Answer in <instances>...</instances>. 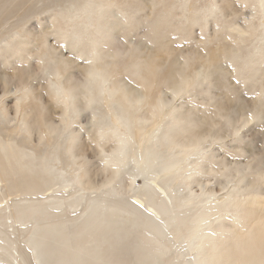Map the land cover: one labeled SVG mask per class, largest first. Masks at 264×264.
<instances>
[{"label": "bare ground", "instance_id": "1", "mask_svg": "<svg viewBox=\"0 0 264 264\" xmlns=\"http://www.w3.org/2000/svg\"><path fill=\"white\" fill-rule=\"evenodd\" d=\"M33 1L0 0V30L7 29L0 31V55L13 50L19 61H27L20 51L21 46L25 52L26 47L32 45L29 38L32 33L27 28L28 15L23 13L28 9L27 4L33 12L36 10L32 7ZM35 1L43 7L49 6L50 2L55 3V0ZM66 3L68 0H62L56 7H63ZM259 3L260 0H113V5L103 13L95 46H88L90 55L86 57L88 53H83V48L77 55L84 54L85 58L76 55V59L87 58L93 62L91 65L85 63V79L72 81L71 77L61 75L62 79L55 82V67L51 69L52 78L46 86L50 101L55 103V110H59L56 119L55 112H47L40 104L36 86L30 82L36 76V70L18 68L21 76L14 85L17 88L15 94H22L14 95L12 107L15 117L8 118L7 107L4 108L0 98V125L3 123L0 127V198L3 196L0 199V264H196L198 258L208 257H213L218 264H261L264 261V193L258 194L253 190V180L245 182V174H250L256 177L255 182L264 186V155L257 154L262 148L249 154L244 163L234 161L233 166L229 160L220 161L213 149L210 150L214 142L222 139L221 133L235 137L238 143L245 129H251L247 132L252 144L259 142L264 145V18L257 15L253 19V9ZM158 6L160 8L157 9ZM48 8H54V5ZM43 9L40 13L50 10ZM38 10L34 12L36 16ZM22 16L26 17L18 25ZM12 17L15 18L14 23H8ZM53 17L55 28L48 30V34L44 31L42 36L54 35L59 44L72 49L77 46L79 50L81 45H71L59 39L62 28L57 24L60 20L55 13ZM144 20L147 28L155 33L152 38L164 41L165 47L168 42H165L164 34H178L182 40L190 38L189 33L194 27H198L202 37L206 28H211L214 34L221 32V44L201 51L194 47L187 50L183 60L175 58L177 60L171 62V72L166 79L171 99L169 96L166 98L167 95L162 96L164 91L158 90L152 101L150 91L158 81V71L162 66L156 64L159 54L150 53V50L138 51L135 44L119 48L123 56L134 52L135 57L142 58L136 63L130 62L126 72L127 78L135 84L139 78L142 81L138 82L141 92L137 90L136 93L128 84L113 81L107 69L110 68L107 61L113 62L114 55L116 59L122 55L116 51L118 54L112 52L100 56L96 52L101 45L108 43L111 24L116 23L115 28L131 34ZM207 37L213 38L211 34ZM42 44L46 46L45 42ZM233 50L242 52L246 67L232 60L230 53ZM29 57L36 59L38 65H42L44 60L42 51ZM220 58L228 61L233 75L217 66ZM164 59L166 64L168 61ZM189 61L197 65L190 69V74L186 72ZM62 67L60 65V70ZM212 70L236 77L237 84L246 85L251 98H242L243 101L241 96L237 99L228 93H220L210 107L213 111L208 114V128L199 129V123L190 114L176 115L179 105L173 101L187 94L189 87L209 84ZM90 71L97 72L100 78L89 80ZM7 77L1 81L4 86L14 82L16 75L10 79ZM54 83L68 94L76 88L72 93L74 107L78 103L82 105L80 111H91L90 123L93 124L89 125L94 133L89 135V139L91 148L97 147V150H91L98 161L97 180L87 178V168H93V163H87L86 149L91 148L79 139L80 136H74L73 131L71 134L65 132L75 119L70 123L61 119L65 112L58 106L57 93L56 100L53 99ZM122 89L127 92V97L122 94ZM235 101L243 103L240 114L234 113L232 103ZM221 119L227 129L223 131V126L222 131H214V127L222 125ZM261 121L263 123L257 129L250 126ZM203 125L201 123L200 127ZM100 127L106 128L103 136ZM237 131L238 136L234 135ZM22 135L24 140L19 141L17 138ZM41 136H44L43 140ZM76 141L82 143L80 147ZM238 148H233V156L237 155ZM257 160L261 163L260 169L252 166ZM56 166L55 173L49 175V169ZM146 170L152 172L146 178L150 184L144 181L139 187L135 186L137 172ZM240 172L242 177L233 184V178ZM201 176L208 179L197 182L199 191H193L192 184ZM121 177L127 181L121 189L125 190L122 196L118 195L115 187ZM56 179H60V183L50 182ZM238 184H243L244 193ZM54 187H58L57 190ZM70 188L77 190L79 197L69 202L61 194L43 195L44 191L62 192ZM91 193L98 194L96 199L88 197V194L92 197ZM130 193L131 197L128 196ZM241 195L242 200L239 198ZM81 205L79 214L69 213ZM64 209L70 210L65 213ZM139 228L141 233L133 235V231ZM126 239L130 240L126 243L131 245L123 244ZM195 244H199V252L191 250Z\"/></svg>", "mask_w": 264, "mask_h": 264}, {"label": "rangeland", "instance_id": "2", "mask_svg": "<svg viewBox=\"0 0 264 264\" xmlns=\"http://www.w3.org/2000/svg\"><path fill=\"white\" fill-rule=\"evenodd\" d=\"M62 0H57V3H56V0H55V3H51L50 2V4H49V6L50 5H54V7H56V4H59L60 2H61ZM221 0H219V2H220ZM59 2V3H58ZM49 6H47V7H43V6H41V4H38V2L37 1H33V4H32V7H35L36 8V10L39 8V10H38V12H37V14H38V16H36L35 14H34V12L36 11H32V9H31V7H30V5L29 4H27V7H28V9L23 13V15H28V17H27V20L26 21H28V24H27V28H28V30L32 33V35H31V37H29L30 39H31V42H32V45H34V46H32V45H30V46H28V47H26V49H25V52H22L23 50H24V47L23 46H21V51H20V54H21V56H25V58H27L26 60V62L24 63V62H21V61H19L18 59H17V55H14V52H13V50H7V52H5V54L4 55H0V98H1V100L3 101V105H4V108L5 107H7L6 109H7V114H8V118H13V117H15V110H14V108L12 107L13 106V103H14V101H15V97H14V95H21L22 94V92H17V94H15L16 92H15V90H17V88H16V86H14L15 84H17L18 83V81H19V78H20V76H21V74H20V71H18V68H22V67H25L24 68V71L26 70V71H29V70H36V72H37V74L35 73V77H34V79H32V80H30V82H31V84L33 85V86H36V93H38L39 94V96H38V98L40 99L39 100V102H40V104L41 105H43L44 107H45V110H47V112H50L51 111V113H54V118L56 119V117H57V115H58V112H59V110L58 109H56L55 110V108H56V105H55V103L53 102V101H50L51 99L49 98V94H48V80H49V78L51 77L52 78V75L50 74V72H51V69L53 68V67H56V65H61V67H62V65H63V67L61 68V70H60V75H62V77H71L73 80L72 81H79V80H84L85 79V75H87V71H85L84 69H85V66H86V62H83L84 60L85 61H87L86 59H80V58H77L76 59V57L77 56H80L81 57V55H82V58H85V55L84 54H81V55H77V53L78 54H80V53H82V51H83V49H84V51H83V53L84 52H86L85 54H87L86 55V57L87 56H89L90 55V51H88V46L86 47L85 45H81L82 47H79L80 49L78 50V47L76 46V47H73V49L71 48V46L69 47V46H62V44H59L60 42H58V40H57V38H56V36H52V35H47L49 32H48V30L50 31V29H53V28H55V27H53V26H55V25H52V22H54L53 21V14H54V12H52V11H50V10H47V11H45V12H42V13H40L41 11H43L44 9L43 8H45V9H50V8H48ZM157 9L158 8H160V6H158V7H156ZM155 8V9H156ZM156 9V10H157ZM156 10H155V12H156ZM245 12H247V11H245ZM31 15H35V17L34 18H30L29 19V16H31ZM23 17H24V19H25V17L26 16H22L21 18H20V20H19V23H18V25H20L21 24V19H23ZM14 21H15V18H10L9 19V21H8V23H14ZM144 23V24H143ZM143 23L139 26V29H136V30H133L132 31V33L131 34H128L124 29H119V28H115V24L116 23H114V24H111V26H110V32L108 33L109 35H111L110 36V39L108 40V41H106V42H108V43H104L103 45H101L98 49H97V53H99L100 54V56L101 55H105L104 53H112L113 52V54H118V55H122L123 56V54H120V52H121V50L119 49L120 47H123V45H133V44H135V45H138V51H141V50H150V53H157L156 55L158 56V54L161 56H158V58H157V63L156 64H158V65H164V68L161 66L160 67V71H158V74H159V76H158V81L156 82V85H152L153 86V89H151L152 91H150V93H151V97H152V101L155 99L154 97H155V95H156V93L155 92H158V90L159 91H164L163 92V94H162V96L164 95V97H165V95H167L166 96V98H168V96H169V98L168 99H171V95H170V92H169V90L167 89V86H166V84H168L169 83V81H167L166 79H167V74L169 75V73L171 72V70H170V67H171V62H175L174 60H177V59H179V61H181V60H183V57H185V55H186V53H187V50H191L192 48H196L198 51H201V50H207V49H209V48H212V47H214L215 45H217V44H221L222 43V41L220 40V38H221V32L219 33V32H217V33H215V34H217V37L215 36V34L213 33V30L211 29V28H206V29H204L205 31H204V35H203V37H202V35H201V33L199 32V29H198V27H194L193 29H192V31L188 34L189 36H190V38L189 37H187V38H185V39H182L181 40V38H180V36L178 35V34H174V33H168V34H164V36H166V38L168 39H166L165 40V42H168V43H166V47H165V45H163V42L164 41H162V40H158V41H155V38H152V37H154V34L155 33H153V30H151V29H149V28H147L148 26L146 25V23H145V20L143 21ZM16 24H17V20H16ZM54 24V23H53ZM59 24H60V27L62 28V24L58 21V26H59ZM108 24V23H107ZM106 24V29H107V25ZM52 25V26H51ZM52 28H51V27ZM212 27V26H211ZM5 29V30H4ZM3 30L1 29L0 31L1 32H5L7 29L6 28H4ZM210 29V30H209ZM44 31H46L47 32V34H46V36L44 37V35L42 36V34L44 33ZM167 31V30H166ZM36 34H38V35H36ZM210 34L213 36V38H208L207 36H209L210 37ZM1 35V34H0ZM41 35V36H40ZM221 35V36H220ZM175 36V37H174ZM220 36V37H219ZM38 37V38H37ZM41 37V38H40ZM174 37V38H173ZM205 37V38H204ZM216 37V38H215ZM35 38V39H34ZM47 38V39H46ZM56 38V39H55ZM202 38H203V40H202ZM40 39V40H39ZM42 39H43V41H42ZM177 39V40H176ZM34 40H36V41H34ZM37 40L39 41V43L37 42ZM154 42H153V41ZM218 40H220V41H218ZM160 41V42H159ZM198 41H200L199 43H200V45H199V43H198ZM45 42V45L49 48V49H51V48H55V53H56V56H55V65H53V66H51L50 67V69H49V71L47 72L48 73V75H46V73H42V72H40V67H39V70H37V67L38 66H41V65H38V62H37V60L36 59H34V58H32V57H29V55L30 54H32V55H39L40 54V51L43 49V48H45L46 46H44L42 43H44ZM150 42V43H149ZM152 42V43H151ZM197 42V43H196ZM34 43V44H33ZM38 43V44H37ZM131 43V44H130ZM226 43V42H225ZM49 44V45H48ZM198 44V45H197ZM202 44V45H201ZM104 45H105V47H106V49H104L105 47H104ZM35 46H37V47H35ZM107 46H109V47H107ZM115 47H116V49H115ZM118 47V48H117ZM148 47V48H147ZM206 47V48H205ZM75 48V49H74ZM83 48V49H82ZM109 48H110V50H109ZM143 48H145V49H143ZM194 48V49H195ZM76 49H77V51H76ZM100 49V50H99ZM104 51H103V50ZM58 50V51H57ZM103 51V53H101V52H99V51ZM166 50V51H165ZM169 50V51H168ZM170 50H171V52H170ZM177 50V51H176ZM72 51H74V53L72 52ZM118 53H117V52ZM153 51V52H152ZM154 51H156V52H154ZM175 51V52H174ZM179 51V52H178ZM9 52V53H8ZM163 52V53H162ZM167 52H168V54H167ZM184 52V53H183ZM8 53V54H7ZM57 53H59V54H61V55H59V54H57ZM134 52H131V53H128V55L127 56H125V54H124V56L122 57V56H118V59H116V57H115V55H114V57L112 58V61L113 62H111V61H107V62H110V68L108 67L107 69L108 70H110V72H111V74H112V78L114 79L113 81H116V82H121L122 84H124V85H127L128 87H131V89L132 90H135V92L137 93L138 91L139 92H141V86H139L138 88H136L137 87V85H139V83L140 82H142L141 81V79L139 78V79H137V81L135 80V82H136V84L134 83V82H132V81H130L127 77V74H126V72L129 70V67H128V65H131L130 64V62L132 63V62H137V61H141V59L142 58H140V57H135L134 56V54H133ZM242 53V52H241ZM7 54V55H6ZM10 54V55H9ZM132 54V55H131ZM175 54V55H174ZM185 54V55H184ZM68 55H69V57H68ZM77 55V56H76ZM165 55V56H164ZM169 55V56H168ZM183 55V56H182ZM60 56V57H59ZM98 56V55H97ZM172 56V57H171ZM58 57H59V59H58ZM68 57V58H67ZM170 59H169V58ZM31 58L33 59V60H31ZM57 58V59H56ZM127 58V59H126ZM163 58H165L164 60H166L167 59V63L165 64L164 62H163ZM175 58H177V59H175ZM68 59V61H66ZM89 59H90V57H89ZM116 59V60H115ZM123 59H124V62H123ZM169 59V60H168ZM224 59V60H223ZM57 60V61H56ZM107 60H110V59H107ZM120 60V61H119ZM126 60V61H125ZM19 61V62H18ZM33 61H34V63H33ZM72 61H73V63H72ZM76 61V62H75ZM103 61V60H102ZM226 61L227 60H225V58H220V60H219V62H218V64H217V66L221 69V70H229L228 72L230 73V75H233V70H231L232 69V67H231V65L228 63V61H227V63H226ZM28 62V63H27ZM36 62V63H35ZM61 62V63H60ZM68 62V63H67ZM116 62H118V63H116ZM126 62L128 63V64H126ZM191 61H189L188 63H186V65H187V73L188 74H190V69H192V68H195V66H197L196 64H192V63H190ZM20 63V64H19ZM24 63V64H23ZM29 63H30V65H29ZM57 63V64H56ZM60 63V64H59ZM71 63V64H70ZM82 63V64H81ZM123 63V64H122ZM170 63V64H169ZM17 64V65H16ZM23 64V65H22ZM65 64V65H64ZM100 64H103V63H100ZM15 65V66H14ZM32 65V66H31ZM71 65V66H70ZM124 65V66H123ZM134 65V64H133ZM13 66V67H12ZM70 66V67H69ZM119 66V67H118ZM31 67V68H30ZM66 67H68V69L66 68ZM82 67H84V68H82ZM127 67V68H126ZM191 67V68H190ZM70 68V69H69ZM114 68V69H113ZM162 68V69H161ZM172 68V67H171ZM65 70V71H64ZM67 70V71H66ZM69 70V71H68ZM115 70H116V72H115ZM119 70V71H118ZM121 70V71H120ZM163 70L165 71V72H163ZM114 71V72H113ZM125 71V72H124ZM232 71V72H231ZM64 72H66V74L68 75H66ZM118 72V73H117ZM167 72V73H166ZM212 74H211V76H210V83L209 84H207V85H202V86H200V87H198V88H191V87H189L188 88V90H187V94H182L180 97H178V99L177 98H175L174 99V103L178 106V110H177V112H176V115H188V114H190L191 115V118H195L196 120H197V122L199 123V129H207L208 128V125H207V121H208V119H209V116H208V114L210 115V113L213 111L212 110V108H210L211 106H212V102H213V99H218V97L220 96V93H221V95H223L222 94V92L223 93H228L229 95H232L231 97H236L237 99H239L240 98V96H241V99L243 98H245V99H249V98H251V95L250 94H248L247 93V90L245 89L246 88V85H242V86H240L239 84L240 83H238L237 84V78L236 77H231L230 75H229V73L228 74H225V73H223V72H220V70H216V71H214V70H212ZM62 73H64V74H62ZM43 74V75H42ZM73 74V75H72ZM85 74V75H84ZM115 74V75H114ZM166 74V75H165ZM5 75V76H4ZM12 75H16V77H15V80H14V82H12V81H10L9 82V84L7 85V86H4L3 84H2V80L5 78V77H7L8 79H10V77L12 76ZM38 75V76H37ZM40 75H42L41 76V78L39 77ZM83 75H84V77H83ZM44 76H45V78H44ZM73 76V77H72ZM39 77V78H38ZM75 77V78H74ZM115 77V78H114ZM44 78V79H43ZM160 78V79H159ZM163 78H165V79H163ZM38 79H40V80H38ZM221 81H220V80ZM224 79V80H223ZM37 80V81H36ZM163 80V81H162ZM219 80V81H218ZM241 80V79H240ZM165 81H166V83H165ZM230 81V83H232L233 85H231V86H229V84L230 83H228ZM130 82V83H129ZM139 82V83H138ZM214 82V83H213ZM227 82V83H226ZM264 82V81H263ZM262 82V83H263ZM11 83H13V84H11ZM47 85V86H46ZM162 85H164L163 87H165V88H163L162 87ZM133 86V87H132ZM136 86V87H135ZM239 86V87H238ZM157 87V88H156ZM230 87H231V89H232V91H231V89H230ZM243 87H244V89H243ZM155 88V89H154ZM159 88V89H158ZM244 91H243V90ZM138 90V91H137ZM195 90V91H194ZM81 91V90H80ZM166 91V92H165ZM192 91V92H191ZM204 91H207L206 93L204 92ZM7 92H9V93H7ZM191 92V93H190ZM229 92H231V93H229ZM190 93V94H189ZM234 93V94H233ZM239 93V94H238ZM211 94V95H210ZM219 94V95H218ZM3 95V96H2ZM214 95V96H213ZM211 96V97H210ZM4 97V98H3ZM190 97L192 98V99H190ZM212 97H215V98H212ZM3 98V99H2ZM6 98V99H5ZM45 98V99H44ZM49 98V99H48ZM180 98V99H179ZM207 100V101H204V100ZM212 99V100H211ZM242 99V100H243ZM177 102H176V101ZM180 100V101H179ZM209 100H211V101H209ZM179 101V102H178ZM202 101H204V102H206V103H203ZM244 101V100H243ZM50 102V103H49ZM53 102V103H52ZM183 102V103H182ZM201 102H202V105H201ZM27 103V102H26ZM210 103V104H209ZM214 103V102H213ZM49 106V107H47L48 109H50V110H48L47 108H46V106ZM51 105V106H50ZM55 107H54V106ZM205 105H207L206 107H204ZM78 106V107H77ZM232 106H233V110H234V113L235 114H240L241 113V111H242V107H243V103L241 102V101H235V102H233L232 103ZM81 107H82V105H80V104H76V107H74L75 108V110L77 111V114L75 115V117H74V119H75V121L73 120L71 123L73 124H69V127L67 128V130H65V132H69L70 134L71 133H73V135L75 134L76 136L78 135V136H80L79 137V139H81V141H83L84 142V144L86 145V146H88L89 148H91V140L89 139V135H93V133H94V131H93V129L91 128V126L89 125V124H93V123H90V113H91V111L89 110V109H87L86 111H83V110H81L80 111V109H81ZM182 108H183V110H182ZM208 108H210V109H208ZM6 109H5V111H6ZM10 109V110H9ZM181 109V110H180ZM185 110V111H184ZM202 110V111H201ZM209 110V111H208ZM11 111V112H10ZM142 111H144V109L142 110ZM180 111V112H179ZM191 112V113H187V112ZM211 111V112H210ZM96 112V111H95ZM97 113H98V110H97ZM184 113V114H183ZM13 114V115H12ZM234 114V115H235ZM56 115V116H55ZM196 122V123H197ZM221 122H223V123H221ZM201 123H204V125L203 126H201L200 127V125H201ZM258 123V124H257ZM257 123H253V124H251L250 126L254 129H257L258 127H259V125H261V123H263L262 121L261 122H257ZM220 124H222V125H218V126H216V127H214V131H218V130H223V126H224V130L223 131H225V129H227V125L225 126V124L226 123H224V120L223 119H221L220 120ZM256 124V125H255ZM2 125V126H1ZM1 125H0V127H3V123L1 122ZM258 125V126H257ZM11 126V125H10ZM71 126V127H70ZM220 128V129H219ZM196 130H197V128H196ZM221 130V131H222ZM229 130V129H228ZM249 130H251V129H249ZM248 129H245V130H243V132L241 133V135H240V142L242 143V144H240V142H236V140H235V137H230V136H227L225 133H221V136H222V139L220 140V141H218V142H214L212 145H211V148H210V150L211 149H213V153H214V155H215V157L217 156L219 159H220V161H223V159H226V160H229L230 161V163L232 162V166L234 165L233 163H234V161H236V162H241V163H244L246 160V157L249 155V154H252V153H257L258 151L257 150H260V148H262L261 150H260V152L261 153H257V154H260V155H264V145L262 146L261 145V143H259V142H253V144H255L254 146H253V144L251 143V140H249V138H250V133L249 132H247V131H249ZM73 131V132H72ZM74 135V136H75ZM23 136V135H22ZM18 137L17 139L19 140V141H23L24 140V136L23 137ZM247 136V137H246ZM228 137V138H227ZM225 138V139H224ZM245 138V139H244ZM32 139L33 140H35V137L33 136L32 137ZM243 141V142H242ZM77 143H75L78 147H80L81 146V144L82 143H79V141H76ZM247 144H246V143ZM245 143V144H244ZM250 143V144H249ZM245 145V146H244ZM248 145V146H247ZM108 146L109 145H107L106 146V148H108ZM260 146V147H259ZM238 148V147H240V148H242V149H240V148H238L239 149V151L238 152H236V154L237 155H232V152H233V148ZM248 147V148H247ZM253 147V148H252ZM259 147V148H258ZM76 149H78V148H76ZM250 149V150H249ZM87 150V155H88V159H87V163L88 164H92L93 163V168L91 167V166H88V168H87V170H88V173H87V178L90 180V179H92V180H94V179H99V177H98V161H97V159L95 158V156H94V154H93V150H97V147L96 146H94V149H86ZM92 150V151H91ZM91 151V152H90ZM228 151V152H227ZM256 151V152H255ZM240 152H242V153H240ZM242 155H244V156H242ZM236 156V157H235ZM234 159V160H233ZM259 160V159H258ZM258 160L257 161H254V163H252V166L254 167V168H256V169H260L261 168V163H258ZM258 163V164H257ZM257 164V165H256ZM59 166V165H58ZM63 166V165H62ZM258 166V167H257ZM45 167H47V166H45ZM64 167V166H63ZM56 168H57V166L56 167H51L50 169H49V175H53L54 173H55V171H56ZM65 169H69L68 167H64ZM246 172V171H245ZM251 173V172H250ZM141 174V175H140ZM151 174H152V172H148V170H146L144 173H138L137 172V178H136V180H135V183H134V185L135 186H140V184L141 183H148V184H150L149 182L150 181H148L146 178L148 177V176H151ZM143 175V176H142ZM246 176H247V178L245 179V182L247 183V182H250L251 180H253V184L255 185V189H253L254 191H256L258 194H260V193H264V186L261 184V183H258V182H255V180H256V177L255 176H251L250 174H245ZM239 177L241 178L242 177V173L240 172V175H239ZM70 179L72 178V177H69ZM206 179H208L207 177H205V176H201V177H198V178H196V180H195V182H194V184H192V186H191V188H192V190L193 191H196V192H198L199 190H198V187H196V183L197 182H201V181H204V180H206ZM60 179H56L55 181H51L50 180V182L52 183V184H54V183H56V182H59L60 183V181H59ZM147 180V181H146ZM215 180H217V179H215ZM145 181V182H144ZM127 181L125 180V178L124 177H121L120 178V180H117L116 181V184H115V187H116V191L118 192V195H120V196H122V192L123 191H125V190H122L121 191V189H123L124 188V186H125V183H126ZM213 182V181H212ZM211 182V183H212ZM121 184V185H120ZM242 185L243 184H238V187H240V189H241V191H242V193H244L243 191H244V189H243V187H242ZM119 186V187H118ZM210 186V185H209ZM120 189H118V188ZM57 188L58 187H54V189H56L57 190ZM214 189H216V190H218V187L217 186H214ZM55 190V192H52V191H44V196L45 195H53V194H61L63 197H64V199H65V201L66 202H69L71 199H73L74 197H76V196H78L79 197V195H78V193L76 192L77 190H73V189H67V190H64V191H62V192H60L59 190L58 191H56ZM218 192V191H217ZM219 193V192H218ZM92 194V197L88 194V197L89 198H95L96 199V197L98 196V194H95V193H91ZM132 193H130L128 196L129 197H131L132 195H131ZM131 195V196H130ZM127 195H125V197H126ZM3 196L1 195V198H2ZM242 195L239 197L241 200H242ZM0 198V199H1ZM15 198H17V197H15ZM122 200H126L125 198H123ZM131 200V199H130ZM133 200V199H132ZM63 209V208H62ZM237 209H239V208H237ZM65 210V213H66V211L67 210H70V209H64ZM81 210H82V205L81 206H79L78 208H75V209H71L70 211H69V213L70 214H79L80 212H81ZM141 229L139 228V229H136L135 231H133V235H139L140 233H141ZM137 232L139 233V234H137ZM126 241H130L129 239H126L125 240V243H123V244H130L131 245V243H126ZM44 258H45V260L47 259V256L46 255H44ZM143 260V259H142Z\"/></svg>", "mask_w": 264, "mask_h": 264}, {"label": "clouds", "instance_id": "3", "mask_svg": "<svg viewBox=\"0 0 264 264\" xmlns=\"http://www.w3.org/2000/svg\"><path fill=\"white\" fill-rule=\"evenodd\" d=\"M113 5V0H68L63 7L57 6L50 8V11L55 13V16L59 18L62 23V29L59 32V39L64 43L71 45H85L89 47H94L97 41V38L101 29V19L103 13L106 9ZM253 19L256 16L264 18V0H260L259 6L255 5L253 9ZM42 56L44 58L42 65L40 66V71L42 73H47L51 66L55 65V56L56 53L53 49L47 47L43 48ZM230 56L233 61L241 63L244 67V64L241 53L238 50H233L230 53ZM55 82L62 79L60 75V65H56L55 72L53 75ZM206 79V78H205ZM198 82V81H197ZM57 88H59L58 83H54L53 87V99L56 100ZM76 91V88H73L68 97L67 104V113L68 117L71 118L77 114V111L73 105V96L72 93ZM65 112V107L62 105ZM72 119L63 121L64 123H70ZM240 173H237V177L233 178V184L236 179L239 177ZM188 179V178H187ZM191 250L193 252H199V244L192 246ZM196 264H218V262L213 257L208 258H198ZM264 264V261L261 262Z\"/></svg>", "mask_w": 264, "mask_h": 264}, {"label": "snow or ice", "instance_id": "4", "mask_svg": "<svg viewBox=\"0 0 264 264\" xmlns=\"http://www.w3.org/2000/svg\"><path fill=\"white\" fill-rule=\"evenodd\" d=\"M63 46V45H62ZM125 55H127L128 53H124ZM86 63L88 64H92L93 62L91 60H87L85 61ZM99 74L95 71H90L89 74H88V79L89 80H93V79H99ZM130 83V82H129ZM137 87H139V85H137ZM25 92H27V90L25 89ZM122 94L125 95V97H127V92L125 90H121ZM68 97H69V94L64 92L62 89L60 88H57V102L59 105H62L65 107V115L64 117H62L61 119L66 121L68 119H74V116L69 118L68 117V113L66 111L67 109V104H68ZM91 103V102H90ZM17 112L19 114V107L17 108ZM105 130L106 128L105 127H100V133H101V136H103L105 134ZM234 135L238 136L239 135V131H237L236 133H234ZM44 139V136H41V140ZM105 187H107V185H105ZM133 204H136L137 201H132ZM139 207H143V205H139Z\"/></svg>", "mask_w": 264, "mask_h": 264}]
</instances>
